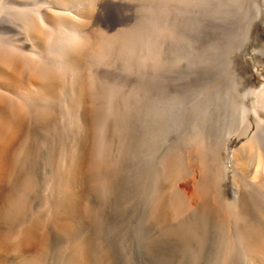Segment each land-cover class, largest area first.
Listing matches in <instances>:
<instances>
[{
    "label": "bare ground",
    "instance_id": "obj_1",
    "mask_svg": "<svg viewBox=\"0 0 264 264\" xmlns=\"http://www.w3.org/2000/svg\"><path fill=\"white\" fill-rule=\"evenodd\" d=\"M96 1L0 0V264H45L50 253V238L41 231V220L23 229L18 239L13 229L28 207L20 198L21 163L33 161V154L45 149L38 130L53 134L65 127L78 134L92 132L94 146L87 160L84 157L85 170L93 175L89 183L97 182L98 172L110 171L114 190L124 174L134 182L137 171L143 170L146 125L154 127L152 142L159 143L187 115L201 121L210 116L213 132L218 130L215 119L226 120L223 126L229 134L219 155L222 173L215 171L220 163L215 139L220 129L214 136L207 131L202 136L197 129L199 137L193 143L201 155L204 177L199 185L194 178L184 181L179 190L200 201L207 214L215 206L228 213L233 234L217 232L209 215L200 211L198 215L195 209L187 213L184 198L172 186L189 171L184 174L181 150L176 148L157 163L148 215L170 238L185 242L190 264H264L263 147L255 133L259 128L264 131V0H145L136 30L94 23L90 13ZM114 53L124 59L128 88L109 82L104 86L100 78L98 64L111 54L114 58ZM109 62L111 58L108 66ZM66 114L71 118L62 126ZM105 122L126 139L121 159L111 158L109 144L98 148L96 135ZM248 135L231 154V141L235 138L238 144ZM74 147L75 152H64V159L71 167L69 174L77 178L83 174L85 154ZM169 156H173L170 166ZM230 174L231 200L223 192ZM72 184L64 180L62 190L70 191ZM35 186L33 177H28L22 187L33 191ZM79 209L73 202L65 214L54 215L56 229L76 235L70 215H77ZM92 245L80 240L72 246L78 264H97ZM213 246L219 252L216 257ZM35 247L37 253L27 256ZM8 254L25 257L11 263Z\"/></svg>",
    "mask_w": 264,
    "mask_h": 264
},
{
    "label": "rangeland",
    "instance_id": "obj_2",
    "mask_svg": "<svg viewBox=\"0 0 264 264\" xmlns=\"http://www.w3.org/2000/svg\"><path fill=\"white\" fill-rule=\"evenodd\" d=\"M96 2L97 6L94 8L95 12L92 10L90 17L93 18L94 23L100 26L103 24H111L116 29L131 30L132 27H135L134 29L136 30L139 20L143 17L142 11L143 6L145 5V0H97ZM98 3L100 5H98ZM109 21H111V23H109ZM96 27L97 26H95V28ZM114 54V58H112L113 54H111L112 56L110 55L111 57L109 56L111 58V62H109L110 67L107 63L110 61L109 57L106 58L107 62L105 59V61H101V64H98L97 66L98 70L100 68L99 73H101V80L106 82H102V84L104 83L103 85L105 86V84L109 82L116 88H128V81L126 78L127 74L123 70L124 59L119 57L117 53ZM99 65L101 67H99ZM68 117H70V115H64V124L62 126H66V124L70 121ZM202 121L201 118L199 116L196 117V115L195 118H193V116H185L180 120V122H176V125L171 126L172 128L170 127L167 130L165 136L163 137L164 140L159 143H157L158 141L152 142L154 141V127L146 125V129L148 130V148L147 153L145 154V159L142 160L143 170L137 171L135 175L136 177H134V182L128 179V174H124L122 179H118L119 181L116 180L115 186L117 189L114 190H112L109 180L111 175L108 172L110 171L98 172L95 174L97 182L89 183L91 179L90 177L93 175L91 176L89 173L87 174V170H85L84 167L86 165L84 157L87 160V154H89L90 150L94 146L92 132H83L78 134L71 128L65 127H62L61 131L53 134H44L38 130V134L43 137V146L45 149L43 151L41 150L42 152L40 151L38 154L34 153L33 161L32 158H30L28 162L24 161L21 163L22 171L20 170V180H22L20 186V198L26 200L28 207L25 214L21 217V220L13 226V229H15L14 231L16 232L15 238L18 239L19 236H21L23 229L27 226L35 223L37 220H41V231L47 233L50 238V253L45 260V264H76V255H74L76 253L73 247L74 244L80 240H89L92 242L97 264H190L191 258L189 259V257L191 256H187L190 254H186L187 250L183 249V244L185 242L177 237L170 238V236L166 234L165 230L162 229V227L159 228L158 224L150 218V213L148 215V212L152 211L151 197L154 193L153 189L156 180L154 172L158 161L175 148L180 149L181 162L183 167L186 168L184 169V174L187 170H189L188 174L194 176L189 177L186 173L189 178H186L187 176L182 177V175L173 181L172 186L174 189L179 191V196L184 198L188 207L187 209L189 210L187 213L191 214L195 209V212H197L198 215H201L200 212L209 215L217 232L220 231V233H224L228 237L232 236L234 222L231 223L233 218H231L228 213L215 206L214 208L212 207V211L207 214V212L205 213V209L201 207L200 201H192L193 199L188 193L183 191L181 192V185H183L184 181L194 178L192 181L199 185L201 179L204 177L202 161H200L201 155H199V150L196 149L197 144L193 143V138L199 137L197 129L201 130L202 136L206 133V131L207 134L209 133L214 136L215 131L213 132L214 125L212 126V118L210 116H206L204 121ZM215 121L217 125L216 128L218 129L217 132L220 129L215 138L217 140L216 157L220 163L215 165V171L217 172L218 170L221 174L223 163L220 161L219 155H221L223 150V139L226 138L225 136L229 134V132L227 131L228 129L223 126L225 125L226 120L223 121L222 119H219L218 121V119H215ZM104 125L105 128L101 127L96 135V137L100 140L98 148L102 149L105 144H109L111 158H123L126 148L125 137L115 133L113 129H109L108 126L106 127L107 122H105ZM252 133L254 134V131ZM255 133L257 135V139L263 147L262 160L264 162V131L259 128L255 131ZM235 135L238 137L239 131L235 132ZM249 138L250 135L242 141L240 139L238 144L234 143V138L231 141L232 144L230 143L229 145L231 154L234 151V148H241L240 146ZM75 145H77L79 149H77V151H81L85 154V156L82 157L84 167L83 174H81V177L77 178H74L72 177V174H69L71 167L69 166L67 160L64 159L65 151H76L74 149ZM107 153L109 154V152ZM108 154L107 158L110 160L111 158ZM172 158L173 156L168 157L169 166L173 160ZM197 158H200V162H198ZM251 162H253L251 163L253 166L254 161ZM30 174L33 175L31 177H33L36 183V188L33 191L24 190L25 188L22 187L23 181L28 177L31 178ZM231 175L232 174L229 175V178L226 176L228 179L226 180L225 178V189H223L224 194L226 193V196L230 200L231 197H234V193L232 192L233 182ZM64 180L72 181L73 184L72 187L69 188L70 191L66 189L62 190V183ZM163 183L162 186L167 188L168 184ZM101 186L107 188L102 190ZM73 202H77L80 205V209L77 215H70V218L74 221L77 228L76 235L72 236L66 235L56 229L52 222V218L54 215L62 216L65 214L69 203L72 204ZM212 203L214 204L215 201L213 200ZM146 211L147 213H145ZM221 218L226 220H222ZM228 227L231 229H228ZM161 229L163 232H161ZM215 241L217 240L215 239ZM213 248L217 252H214L212 249V252H214L213 254H215L214 256L216 257L219 252L215 246H213ZM37 251L38 248L35 247L33 248V251H27L26 255H35ZM24 257L19 254H8L6 259L11 263H20Z\"/></svg>",
    "mask_w": 264,
    "mask_h": 264
},
{
    "label": "water",
    "instance_id": "obj_3",
    "mask_svg": "<svg viewBox=\"0 0 264 264\" xmlns=\"http://www.w3.org/2000/svg\"><path fill=\"white\" fill-rule=\"evenodd\" d=\"M227 162L229 163L230 162V159H227Z\"/></svg>",
    "mask_w": 264,
    "mask_h": 264
}]
</instances>
